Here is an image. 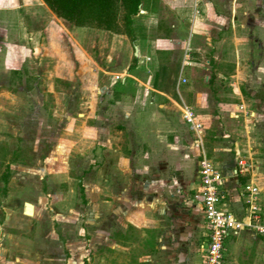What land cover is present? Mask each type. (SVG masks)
<instances>
[{"label": "rangeland", "instance_id": "374dc122", "mask_svg": "<svg viewBox=\"0 0 264 264\" xmlns=\"http://www.w3.org/2000/svg\"><path fill=\"white\" fill-rule=\"evenodd\" d=\"M248 1L239 0V13L250 15L255 8V27L250 29L248 19L243 20L237 14L238 38L243 42L240 50H236L231 39L233 31L226 34L225 47L218 51L226 64L217 67V72L225 74L227 79L221 87L219 82L214 86L223 91L225 85L235 81L228 74L233 68L231 65L239 61L241 90L251 100L253 90H260V98L264 97V24H258L264 23L261 17L264 0ZM218 3L217 10L226 12ZM123 35L127 34L94 25H72L58 17L43 0H0V188L6 189L5 194H0V264H91L94 246L89 224L92 217L88 218L90 208L82 206L79 186L86 181L90 202L92 195L94 198L91 175L95 171H107L114 164L107 161L104 152L110 143L119 144L114 147H121L116 154L131 158L133 169H142L141 158L146 147L142 145L145 136L141 125L154 129L153 120L142 119L140 115L144 104H136L127 117L125 110L117 108L135 103V89H131L134 79L127 84L129 90L120 88L124 69L130 64L132 68L126 76L143 74L134 63L133 40ZM76 40L81 41L87 53L80 55L76 51ZM8 47L16 49L12 60L4 57ZM81 58L88 63L83 80L76 76L77 70L80 73ZM252 59L255 67L251 65ZM258 62L261 63L258 65ZM62 69L65 74H73L71 80L55 78L54 74H60ZM252 70H255V84L248 78ZM212 71L206 70L203 74H212ZM174 118L179 127L178 141L187 144L191 134L178 116ZM26 124L29 125L25 127ZM97 130L101 144L97 143L94 149L92 135ZM152 133L157 135L155 129ZM159 134L158 139H162L172 131L162 128ZM17 144L37 146L34 148L37 156L33 150L26 155L19 154L21 161L12 160V149ZM162 145L168 149L165 142ZM24 152L27 151L24 149ZM4 174L10 177L6 186ZM101 180L104 185L108 184L106 177ZM193 194L198 198V189ZM102 197L107 199L104 193ZM232 241V237L226 241L229 252ZM262 253L263 258L258 261L255 254V264H264ZM243 256L246 259L248 253Z\"/></svg>", "mask_w": 264, "mask_h": 264}, {"label": "crops", "instance_id": "0c3cea01", "mask_svg": "<svg viewBox=\"0 0 264 264\" xmlns=\"http://www.w3.org/2000/svg\"><path fill=\"white\" fill-rule=\"evenodd\" d=\"M251 1L255 2H248ZM216 2L225 7L226 12L218 11ZM238 4L239 0H143L140 13L134 17L135 39L131 42L136 48L137 69L143 74L126 76L131 71L130 64L124 69L120 88L128 89L127 84L133 78L131 89H135V103L117 108L125 110L127 117L136 104H144L140 115L142 119L153 120L157 135L152 133L154 129L148 130V125H141L145 136L142 145L146 147L141 158L142 169H133L131 158L116 154L121 147H114L119 144L110 143L104 152L107 161L114 164L108 166L107 171L98 169L104 174L107 172L106 176L101 171L91 175L94 198L92 195L90 202L86 181L79 186L82 206L90 208L88 218L92 217L89 224L94 246L91 264H204L205 255L201 247L206 239L207 225L200 199L193 194L197 189L202 151L195 146V131L182 117L183 103L193 107L204 123L205 152L225 176L231 208L239 216H245L240 192L243 185L252 181L261 188L264 218V97L260 98V90H253V98H245L241 90L243 79H239L242 78L239 61L231 65L233 68L228 74L236 80L228 87L225 85L223 91L214 86L216 82H225L226 78L225 74L217 72V67L226 64L224 56L218 52L225 47L226 34L233 31L231 39L236 50H240L239 45L243 42L238 38L237 14H241L243 20L248 19L250 29L255 27V8L250 15L239 13ZM76 41V51L80 55L87 53L81 41ZM6 51L4 57L12 60L16 49L8 47ZM80 60V73L77 70L76 76L83 80V71L88 63L83 58ZM251 65L255 67V59ZM211 69L212 74H203ZM67 74L72 73L65 74L63 70L54 75L60 80H71L73 74L68 77ZM183 78L187 82H183ZM248 78L255 84V70ZM258 82L260 84L261 80ZM112 93L115 94L114 91ZM121 95L119 92L118 96ZM241 104L251 115L240 111V117H234ZM175 116L191 134L187 144L178 141L179 127ZM162 128L171 130L172 134L158 139ZM97 131L92 135L94 149L97 143L101 144ZM164 142L168 149H163ZM34 148L38 147L17 144L12 149V160L19 158V154H29ZM24 149L27 152L23 153ZM238 152L251 164L247 174L240 171ZM34 156H37L36 152ZM103 177L107 178V185L101 180ZM103 193L107 199L102 197ZM231 237L234 241L230 243L233 246L230 252L225 244V257L229 255L230 260L226 257L224 264H255V254L257 261L263 258L264 237L249 229ZM244 253H248L246 259Z\"/></svg>", "mask_w": 264, "mask_h": 264}, {"label": "built area", "instance_id": "2783aa9c", "mask_svg": "<svg viewBox=\"0 0 264 264\" xmlns=\"http://www.w3.org/2000/svg\"><path fill=\"white\" fill-rule=\"evenodd\" d=\"M183 82H187V79L183 78ZM237 110L234 113L236 118L240 117V111L251 115L244 104H241ZM181 111L184 121L196 133L195 146L202 151L196 187L208 228L206 239L201 247L205 255L204 264H224L225 244L230 236H239L244 230L249 229L264 237V218L260 203L261 188L252 181L243 185L239 199L245 207V216H239L230 206V195L225 188L223 172L205 152V126L202 119L196 110L186 103L182 104ZM237 155L240 171L243 174L249 173L251 164L240 152Z\"/></svg>", "mask_w": 264, "mask_h": 264}, {"label": "trees", "instance_id": "16d2710c", "mask_svg": "<svg viewBox=\"0 0 264 264\" xmlns=\"http://www.w3.org/2000/svg\"><path fill=\"white\" fill-rule=\"evenodd\" d=\"M60 18L72 25H94L109 31L125 33L132 40L134 35V17L140 13L143 0H43ZM137 58L134 57V63ZM135 64L133 65L134 68ZM132 66L130 67L131 70ZM9 175H2L6 184ZM5 187L0 194H5Z\"/></svg>", "mask_w": 264, "mask_h": 264}, {"label": "water", "instance_id": "95a60500", "mask_svg": "<svg viewBox=\"0 0 264 264\" xmlns=\"http://www.w3.org/2000/svg\"><path fill=\"white\" fill-rule=\"evenodd\" d=\"M137 54V53H136ZM198 182V181H197Z\"/></svg>", "mask_w": 264, "mask_h": 264}]
</instances>
